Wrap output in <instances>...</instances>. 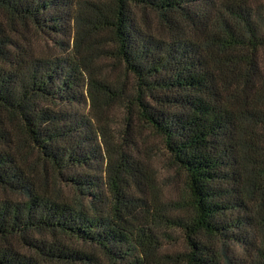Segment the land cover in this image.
<instances>
[{
	"label": "trees",
	"instance_id": "16d2710c",
	"mask_svg": "<svg viewBox=\"0 0 264 264\" xmlns=\"http://www.w3.org/2000/svg\"><path fill=\"white\" fill-rule=\"evenodd\" d=\"M0 264H264V0H0Z\"/></svg>",
	"mask_w": 264,
	"mask_h": 264
},
{
	"label": "rangeland",
	"instance_id": "374dc122",
	"mask_svg": "<svg viewBox=\"0 0 264 264\" xmlns=\"http://www.w3.org/2000/svg\"><path fill=\"white\" fill-rule=\"evenodd\" d=\"M155 142L156 141L154 139H151V138H149L147 140V144H149L151 146H153V143H155ZM154 166H155V168H156V170H157V172L159 174L158 176H159V180L160 181H163L164 178H166L168 176V174L171 173L170 170H167L160 161H155V165ZM172 189H173V185L172 184H170V185L168 184V185L165 186V192H171Z\"/></svg>",
	"mask_w": 264,
	"mask_h": 264
}]
</instances>
